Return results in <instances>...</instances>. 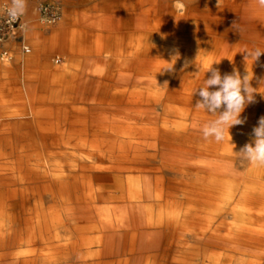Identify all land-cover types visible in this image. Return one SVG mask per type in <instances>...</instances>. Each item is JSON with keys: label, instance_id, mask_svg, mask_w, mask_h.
Wrapping results in <instances>:
<instances>
[{"label": "bare ground", "instance_id": "obj_1", "mask_svg": "<svg viewBox=\"0 0 264 264\" xmlns=\"http://www.w3.org/2000/svg\"><path fill=\"white\" fill-rule=\"evenodd\" d=\"M90 12L74 25L106 18ZM121 12L140 34L102 45L85 27L55 37L66 54L94 50L98 81L107 54L111 85L80 86L78 101L49 105L52 117L34 134H0V264H56L82 247L97 264L142 254L157 264H211L221 241L264 245V168L235 153L264 117V53L245 59V50H264V8L256 0H130ZM171 61L173 70H162ZM211 65L222 77L253 76L257 91L245 122L220 143L203 139L199 126L216 117L195 107ZM61 126L67 132H44ZM225 228L230 236L220 239ZM194 235L208 249L189 248Z\"/></svg>", "mask_w": 264, "mask_h": 264}, {"label": "rangeland", "instance_id": "obj_2", "mask_svg": "<svg viewBox=\"0 0 264 264\" xmlns=\"http://www.w3.org/2000/svg\"><path fill=\"white\" fill-rule=\"evenodd\" d=\"M39 1L54 2L59 6L60 18L54 24L45 26L40 24V22L36 19L37 14L35 12V7ZM92 3L93 2L91 1V3L89 2L88 4L86 5L83 4L82 6L90 7ZM79 7L81 6L77 4L76 0H70V1L69 0H26V6L22 13V16L24 17L27 23L26 40L31 48V53L27 55L25 58L46 60V63L52 67H59V66L65 67V70L68 72V74H72L76 76L77 78L75 83L76 87L86 86V85L90 87V85H92L95 82V80H97L95 78V76L97 77V75L95 73L94 66L88 63V62H92L91 59L92 57H89L87 62L88 65H86L85 67L86 69L84 71L83 70L84 66L79 68V66L77 65V61H78L77 57H73L69 54H66L64 52L55 49L58 43L60 42L58 38L55 39V37H59V36L66 38L73 37L72 35L74 34H72V32H74L78 28V26L74 25L75 17H67V16L69 13L73 14L75 13V11H78ZM16 58L17 60H20L19 55ZM108 58H109L108 55L106 54L103 55V60H106ZM57 62H59V64ZM75 76H73L74 78L72 77V79L69 80L70 81L69 84L71 83L72 85ZM110 85H111L110 82L104 81L102 82L101 88L109 87ZM76 98L75 97L73 98L72 96L62 98L60 96L59 100H63L70 103L72 100L78 101V99ZM41 101L44 100L41 99ZM17 102L19 104L17 107L18 108L17 112L8 116L0 114V123L6 122L5 120L11 117L10 119H13L14 121L17 122H26V123L29 122L27 123L28 125L21 128H17L20 130V132L25 133L28 130L34 131L36 129L35 120L37 119L41 120L44 116L43 114L39 115L38 113H35L36 106L34 107V105H32V103L35 102V99L29 97L24 100H21L20 98H18ZM38 107L41 110H47L48 108H50L46 104ZM65 116L68 117V119H70L68 121L70 122L73 120L72 117H74L75 115L70 114ZM49 117H52V115ZM64 132H65V127L63 126L54 130V133L56 134H62ZM228 229L229 228H225L221 232H219L218 235L220 239H224V238L226 239L228 236H230ZM188 243H189L188 244L189 248L196 249L197 251L196 253H198V251H200L201 253L205 248L208 249V246L205 245V239L202 240L201 237H197L195 235L189 239ZM238 244L233 245L232 248L225 247L223 241H221V243L218 246L219 248L218 247L212 248L213 252H215L217 255L211 264H264V245L261 244L248 245L242 242ZM123 245H124V241L119 239L117 247L122 248ZM95 247L97 246H94V248ZM86 250L87 248L82 247L79 249V251L76 254L59 257L57 258L58 260L56 259V264H63V263L64 264H70V263L97 264V262L95 261H91V260L89 261L87 255L88 251ZM42 263L45 264V262H41V263L38 262V264H42ZM141 263L157 264L158 260H154L152 257L147 256L146 254L144 255L142 254V255H135L132 257L127 256L124 258L122 257L114 258L108 261L107 264H141Z\"/></svg>", "mask_w": 264, "mask_h": 264}, {"label": "crops", "instance_id": "obj_3", "mask_svg": "<svg viewBox=\"0 0 264 264\" xmlns=\"http://www.w3.org/2000/svg\"><path fill=\"white\" fill-rule=\"evenodd\" d=\"M91 1L93 3L90 7L82 6L83 4L86 5L89 2L91 3ZM129 1L130 0H76L77 4L81 7H79V10L75 11V13H69L67 17H77L84 11H91L88 14H91L92 17H98L104 13L106 15L105 19L91 20L88 23L81 24L78 26V30L87 27V35L99 45H102L105 41H110V43H112L115 37L125 41L130 35L141 33L139 32L141 29L136 28H134V32L130 31L131 29L127 28L128 26L125 24L124 13L121 12V8ZM75 23L76 21H74V24ZM56 50L59 51V49ZM18 55L20 56V60H17L16 58ZM103 55H105V53L100 57V61H102V65L100 66L102 68L99 67L100 70H102L103 76L99 81L95 76L97 79L95 82H104V80H106L105 76L108 72L107 65L109 63V58L103 60ZM71 56L78 58L77 65L79 68L81 62H83L82 60H85L84 62H86L89 57H92V62H89V64H92L95 70L98 68L97 61H95L97 56L94 50H91L88 53L74 54ZM25 57L26 56L22 55L18 47H13L11 48V57L7 61H0V114L8 116L16 113L19 105L17 99L20 98L21 100H24L31 97L35 99V102H33L32 105L37 107H35V113L44 115L41 120H35L36 127L37 122L47 124L49 121L47 119L49 116H47L48 114L46 113V110H41L38 106H43L44 104L48 106L51 104L57 106L67 105L68 102L59 100L60 96L62 98L69 96L74 98L76 97L77 89L80 86L76 87V76L68 74L65 67H52L46 63V60L34 58L26 59ZM57 63L59 64V62ZM73 76H75V79L71 85V83L69 84V80H71ZM41 99L46 101H41ZM10 118L6 119V122L0 123V134H6L8 136L34 134L37 130H28L25 133H22L17 127H13V125L18 124V122ZM24 123L26 126L29 122ZM1 124H10V128L3 129ZM54 130L56 129L45 130L44 132L56 135ZM65 132H67L66 128Z\"/></svg>", "mask_w": 264, "mask_h": 264}, {"label": "clouds", "instance_id": "obj_4", "mask_svg": "<svg viewBox=\"0 0 264 264\" xmlns=\"http://www.w3.org/2000/svg\"><path fill=\"white\" fill-rule=\"evenodd\" d=\"M256 2L260 8H264V0H256ZM25 6L26 0H12V6L8 9L9 16L15 19L23 13ZM245 53L246 61L251 59L255 62L264 53V50L255 48L245 50ZM173 59L175 61L179 59L178 51L172 57V61ZM172 61L168 62L169 66L162 70L172 71L175 64ZM212 65L207 70V72H211L210 78L204 80L203 85L195 90V92L198 90V94L202 98L195 107L216 117L199 126L203 139L220 143L225 140L226 135H230L229 130L232 126L242 125L245 122L240 118V115L247 104L254 102V93L257 91L251 86L253 76L250 78L247 74L241 77L238 72L234 71L232 74H225L222 77L219 70L212 68ZM187 66L185 63L184 67ZM211 86H218V90L210 91ZM222 106L224 110L218 111ZM253 133L254 140L245 144L239 152L235 153L252 167L264 168V117L260 118Z\"/></svg>", "mask_w": 264, "mask_h": 264}, {"label": "built area", "instance_id": "obj_5", "mask_svg": "<svg viewBox=\"0 0 264 264\" xmlns=\"http://www.w3.org/2000/svg\"><path fill=\"white\" fill-rule=\"evenodd\" d=\"M12 0H0V61H7L11 57V48L18 47L23 56L31 53L26 40L27 23L22 16L15 19L8 14ZM37 20L40 24L48 26L60 18L59 6L54 2L39 1L35 7Z\"/></svg>", "mask_w": 264, "mask_h": 264}]
</instances>
